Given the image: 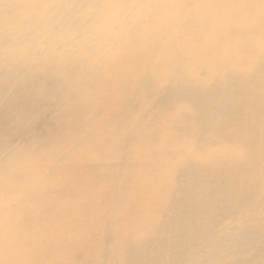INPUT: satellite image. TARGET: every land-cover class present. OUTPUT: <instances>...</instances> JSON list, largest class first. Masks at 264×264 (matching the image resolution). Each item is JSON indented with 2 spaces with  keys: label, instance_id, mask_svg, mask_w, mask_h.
<instances>
[{
  "label": "bare ground",
  "instance_id": "1",
  "mask_svg": "<svg viewBox=\"0 0 264 264\" xmlns=\"http://www.w3.org/2000/svg\"><path fill=\"white\" fill-rule=\"evenodd\" d=\"M55 1L0 0V264H264V0H99L62 52Z\"/></svg>",
  "mask_w": 264,
  "mask_h": 264
},
{
  "label": "rangeland",
  "instance_id": "2",
  "mask_svg": "<svg viewBox=\"0 0 264 264\" xmlns=\"http://www.w3.org/2000/svg\"><path fill=\"white\" fill-rule=\"evenodd\" d=\"M98 1L99 0H90V4H88V5H85L83 7L74 6L71 9H68V10L64 9V0H56L55 2H53L51 4L50 10H49V12H51L50 15L58 14V16L55 18L56 21L51 23L47 27L48 28V32H45L46 39H49V37H51L50 35H55L57 37V39H58V43L61 44V52H62V50L67 49L68 48V44L70 43V40H69V37H70L69 33L70 32L69 33H67L66 31L62 32V33H57L56 32V28H57V24H58L59 18H63L64 23H68L67 19H69L70 22H71V19L74 18V19L77 20V22L79 21L78 25L80 26V23H81V15H80L81 14V10H83V13L84 12L95 11L97 6H98V4H97ZM148 1H150V0H126L123 3V6L120 3L117 6V8L119 10H121V13L117 16V18L115 20H113V24H112L111 28H113V29L115 28L114 31L117 32V33L130 32L131 28H129V27L133 23L134 19H135V21L137 23H140L139 21H137V17H138L139 14H142V13L148 14L149 13V17H150L152 14L155 13V9L147 8V2ZM151 1H157V2H155V6H156V8H159V5H157V4H159L161 2V0H151ZM47 2L49 3V0H47ZM255 2H258V0H246V3H248V4H253ZM139 7H141V8H139ZM152 7H154L153 4H152ZM10 11H12V8H10L9 12ZM187 20L189 21V19H187ZM101 22L102 21H99L98 19L95 18V19H92V23H82V24H85L88 27H92L94 29H97L100 32L103 29H106V27H107V26L100 25ZM2 26H3L2 21H0V29H1ZM180 27H182V26H180ZM187 32L190 34V31H187ZM187 32L182 27V34L185 35V36H189L187 34ZM12 36L15 39L17 37V36H14L13 33H12V35L10 34V36H9L10 40H11ZM49 41L50 40H48V42ZM88 41H91V40H88ZM95 51L96 50L93 49L91 52H87V53L92 55V54H95L94 53ZM173 51L175 52V50H173ZM249 52H250V54L252 53V51L250 49H249ZM37 57L41 59V58H43V55L41 53H39ZM244 63H246V62L244 61ZM247 64L249 65L250 63H247ZM90 85H91V87H93L94 84H90ZM64 91L67 92L66 90H64ZM55 108H56V105H55ZM43 112H44V110L40 113V115H39L40 117L38 118V121L43 118L41 116L43 114ZM54 121H55V117L53 118V121H51V123H53ZM111 143L112 142L107 141L106 142V147L107 148H112V144Z\"/></svg>",
  "mask_w": 264,
  "mask_h": 264
},
{
  "label": "clouds",
  "instance_id": "3",
  "mask_svg": "<svg viewBox=\"0 0 264 264\" xmlns=\"http://www.w3.org/2000/svg\"><path fill=\"white\" fill-rule=\"evenodd\" d=\"M118 16V13H114L112 18L110 19L108 25H107V28L110 29L112 27V21L115 20Z\"/></svg>",
  "mask_w": 264,
  "mask_h": 264
}]
</instances>
